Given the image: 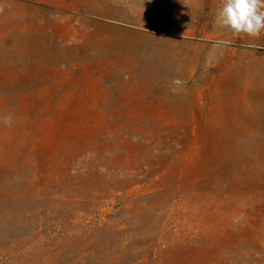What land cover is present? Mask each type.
<instances>
[{"label": "rangeland", "instance_id": "374dc122", "mask_svg": "<svg viewBox=\"0 0 264 264\" xmlns=\"http://www.w3.org/2000/svg\"><path fill=\"white\" fill-rule=\"evenodd\" d=\"M221 0H0V264H264V32Z\"/></svg>", "mask_w": 264, "mask_h": 264}, {"label": "clouds", "instance_id": "9594fccd", "mask_svg": "<svg viewBox=\"0 0 264 264\" xmlns=\"http://www.w3.org/2000/svg\"><path fill=\"white\" fill-rule=\"evenodd\" d=\"M215 25L235 35L259 38L264 32V0H221ZM0 123L11 126V115L0 118Z\"/></svg>", "mask_w": 264, "mask_h": 264}]
</instances>
